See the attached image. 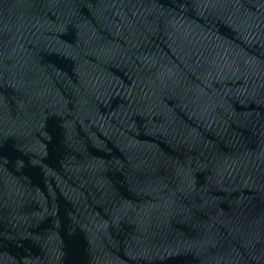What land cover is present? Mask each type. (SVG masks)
Wrapping results in <instances>:
<instances>
[{
  "label": "water",
  "instance_id": "obj_1",
  "mask_svg": "<svg viewBox=\"0 0 264 264\" xmlns=\"http://www.w3.org/2000/svg\"><path fill=\"white\" fill-rule=\"evenodd\" d=\"M0 264H264V0H0Z\"/></svg>",
  "mask_w": 264,
  "mask_h": 264
}]
</instances>
